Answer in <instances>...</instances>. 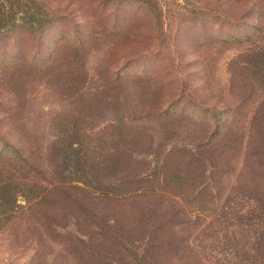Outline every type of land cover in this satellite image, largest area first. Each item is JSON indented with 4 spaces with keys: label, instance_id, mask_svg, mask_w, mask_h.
<instances>
[{
    "label": "rangeland",
    "instance_id": "obj_1",
    "mask_svg": "<svg viewBox=\"0 0 264 264\" xmlns=\"http://www.w3.org/2000/svg\"><path fill=\"white\" fill-rule=\"evenodd\" d=\"M47 1L66 18L28 39L29 49L23 32L0 36V181L12 173L23 182L9 151L25 135L48 179L61 180L54 142L75 128L94 183L59 185L70 200L50 211L11 214L0 203V264H85L89 246L101 249L88 236L100 228L82 212L91 207L118 227L131 262L164 240L180 249L161 253V264L258 255L240 212L264 194V76L246 56L264 48V12L246 15L243 0H157V11L131 0ZM66 33L86 42L81 89L66 87V50L23 84V56L43 58ZM97 184L146 193L107 203L93 198Z\"/></svg>",
    "mask_w": 264,
    "mask_h": 264
},
{
    "label": "trees",
    "instance_id": "obj_2",
    "mask_svg": "<svg viewBox=\"0 0 264 264\" xmlns=\"http://www.w3.org/2000/svg\"><path fill=\"white\" fill-rule=\"evenodd\" d=\"M135 1L142 7L148 8L150 11H157V0H131ZM233 1V0H232ZM245 9L243 13L246 15H260L264 12V5L262 0H243ZM66 15L64 11L53 8L47 0H0V36L11 35L23 32V50L29 49L26 45L28 39L35 38L38 34L44 32V30L55 24L58 21L64 20ZM255 29L256 26H251ZM76 38L69 33L64 34L58 39L52 50L48 52L43 58H39L38 54L23 56V84L25 79L30 76L36 75L35 73L45 69L46 71L52 70L54 63V57L60 52L66 50L69 51L70 56L66 59L68 65L65 70V84L67 89H81V84L86 81V70L83 65V51L86 42L84 40H73ZM247 64L255 66L260 65V71L264 76V48L254 50L250 54H247ZM69 61L71 63H69ZM57 74V73H56ZM222 113L220 112V115ZM256 114V111L254 112ZM256 118V115L252 116V119ZM258 120V118L256 119ZM252 126V125H251ZM249 131L251 127L249 126ZM28 137L25 135L22 139H17V142L10 148L9 157L12 164H16L19 167L18 172L23 173V182H18V178H14L10 173L7 180L0 181V203L4 211L8 209L11 214L20 208H27L28 210L36 207H44L48 211L52 207L63 206L70 200L68 194L65 192L62 194L59 185L68 184L70 181H83L86 185L91 186L93 181L87 178V163L84 162V157L80 156L78 152V146H81V140L79 134L75 128L65 131L64 136L58 137L54 142V152L59 165L55 175H60L61 180H49L47 174L41 169L36 161L35 154L36 149L29 145ZM76 156L77 161H73V156ZM94 166H97L93 164ZM90 164L91 168L94 166ZM110 165V164H108ZM115 164L111 162L110 166ZM1 172V171H0ZM59 177V176H58ZM43 181L44 184L39 182ZM70 180V181H69ZM56 181V180H55ZM53 185L55 190L59 192L60 197L56 196L53 189L49 185ZM100 185V184H97ZM99 188L98 193L93 195L96 200H105L107 203H125L132 197H142L146 193V189L134 190L131 194L118 193L113 188H107L105 186ZM64 190V189H63ZM100 195V199L98 198ZM23 197L25 204L19 203V199ZM60 198L59 200H57ZM54 199L55 201H51ZM249 208L247 213L240 212V216L247 215L248 222H241L243 225L253 226L251 228L254 231L252 239L256 241L251 247L250 253H257L258 255H252L254 258L243 260L241 264H264V194H260L255 197H249ZM44 202H50L49 206H43ZM26 205V206H25ZM90 209L83 208L82 212L86 213L87 217L100 228V232H94L89 234V238L95 237V242H99L101 249H97L96 244L89 246L87 252L85 264H111L110 260L117 259L120 264H161L158 261V256L169 249L176 251L180 249L179 245H172L171 242L166 240L157 247L156 250L150 253V255L134 256V261H130L125 257L120 250V244L117 240L116 233L118 227L113 225L110 221H104L99 215L92 212ZM101 221L103 224H101ZM109 228V229H108ZM115 234V235H114ZM93 236V237H92ZM93 241V242H94ZM175 246V247H173ZM261 255V256H260ZM169 257V256H168ZM85 260V258H84Z\"/></svg>",
    "mask_w": 264,
    "mask_h": 264
}]
</instances>
